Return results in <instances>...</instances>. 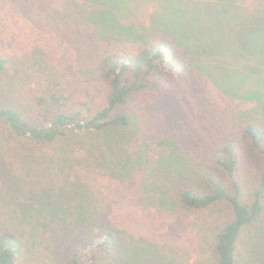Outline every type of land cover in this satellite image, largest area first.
<instances>
[{
    "label": "trees",
    "instance_id": "trees-1",
    "mask_svg": "<svg viewBox=\"0 0 264 264\" xmlns=\"http://www.w3.org/2000/svg\"><path fill=\"white\" fill-rule=\"evenodd\" d=\"M246 1L247 7L245 0H201L209 6L208 14L183 8L145 17L120 14V7H126L123 0H77L75 10L86 23L82 29L90 40H111L119 46L94 50L87 40L76 64L71 61V74L60 71L57 78L42 85L40 93L28 84L24 95L32 109L29 117L0 105V175L8 193L0 198L7 211L6 220L0 222V264H16L25 252L26 236L33 234L46 249L73 239L68 264H101L97 261L112 257L118 237L108 227L112 223L101 224L100 219L108 216L102 215L106 207L98 202L109 199L113 185L136 183L134 177L147 163H156L174 178L183 175V185L160 191L169 192L182 207L201 210L218 203L230 207L233 216L219 223L213 253L216 264H237L240 235L246 225L261 220L264 200V0ZM169 2L173 7L182 4ZM214 51L221 58L211 56ZM7 65L8 57L0 52V71L7 70ZM82 70L90 73L92 82L86 86L77 84ZM195 74L226 93L244 87L240 97L256 101L255 107L246 110L236 103L229 129L200 142L198 150L205 157L206 169L190 153L178 154L163 134L164 119L128 107L145 91H162L169 83L187 82ZM25 77L26 73L23 81ZM5 130L19 142V150L22 140L45 145L71 139L61 148L62 155L73 157L67 168L75 176L68 185L70 195L59 191L58 198L48 189L21 193L17 181L14 184L9 177L12 163L2 146L8 138ZM10 151V156L17 153L16 147ZM247 154L260 161V169L251 200L245 203L242 162ZM212 169L225 177L229 190L211 174ZM140 178L143 192L142 185L148 182H143L142 174Z\"/></svg>",
    "mask_w": 264,
    "mask_h": 264
},
{
    "label": "rangeland",
    "instance_id": "rangeland-1",
    "mask_svg": "<svg viewBox=\"0 0 264 264\" xmlns=\"http://www.w3.org/2000/svg\"><path fill=\"white\" fill-rule=\"evenodd\" d=\"M83 1L90 3V0ZM123 1L126 7H120L122 15L133 13L147 17L151 13L166 14L176 10L183 11V8L194 13H209V6L203 5L201 0H188L186 5L183 2L187 0H179L182 4L176 7L169 0ZM76 3L77 0H0V52L8 57L7 70L0 71V105L14 107L28 116L32 113L28 97L24 95L28 84L35 92L40 93L42 85L47 84L50 78H57L60 71L71 74V61L73 59L76 64L75 58L81 57L80 48L84 47L87 40L94 50L119 46V43L111 40H90V36L82 29L87 25L78 16ZM116 3L120 5L121 2ZM243 5L247 7L249 2L245 0ZM84 7L89 9V6ZM214 52L216 54L211 56L221 58V54ZM223 64L221 62L220 65ZM15 67L21 68V73H16ZM82 71L78 74L77 84L86 86L92 82L89 80L90 73ZM24 73L27 74L26 81L22 80ZM243 90L244 87L230 89L226 93L215 83L195 74L187 82L169 83L162 91H145L136 96L128 107L146 115L151 111L152 116L164 119L166 125L163 134L170 139L175 150L179 151L178 154L187 156L190 153L191 159L199 162L201 169H206L203 165L205 157L198 150L200 142L229 129L236 103L241 110L256 106L254 99L240 97ZM4 132L5 137L8 136L2 142L4 154L12 163V176L9 177L14 184L17 181L21 193L48 189L56 192L58 198L59 191L70 195L68 185L74 183L72 180L75 176L67 168L72 164L73 157L62 155L61 148L67 146L71 139L45 145L22 140L19 150L16 138L13 139L12 134L8 135V130ZM11 147H16L17 153L14 156H10L13 154ZM147 165L143 172L134 177L136 183L126 181L127 183L115 184L108 191L109 199L98 202L106 207L102 215L108 216L101 218L100 222L102 225L112 223L108 227H113L117 234L118 248L112 257L97 262L216 264L213 253L215 235L219 223L232 218L230 207L225 203L201 210L182 207L169 192L161 194L160 191H169L170 185H183V175L174 178L156 163ZM242 169V198L248 203L257 183L260 161L247 154L242 162ZM148 173L159 178L153 179ZM141 174L143 182H148L142 185L146 188L143 192L140 190ZM211 174H215V178L228 186L220 173L212 169ZM4 179L0 175L1 199L8 194L6 187L2 185ZM198 184L203 188L200 180ZM60 187L62 190H59ZM99 188L107 190L106 187ZM6 215L5 207L0 205V222L6 220ZM31 237L32 235L26 236L28 242L25 252L16 264H68L73 239L68 241L67 238L57 245L54 243L53 249H46L40 237L35 234ZM236 263L264 264V200L261 220L246 225L240 235Z\"/></svg>",
    "mask_w": 264,
    "mask_h": 264
}]
</instances>
